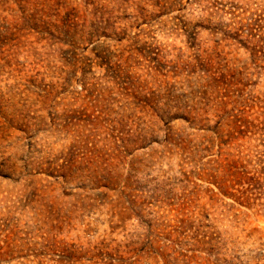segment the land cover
Masks as SVG:
<instances>
[{
    "label": "rangeland",
    "instance_id": "obj_1",
    "mask_svg": "<svg viewBox=\"0 0 264 264\" xmlns=\"http://www.w3.org/2000/svg\"><path fill=\"white\" fill-rule=\"evenodd\" d=\"M0 264H264V0H0Z\"/></svg>",
    "mask_w": 264,
    "mask_h": 264
}]
</instances>
